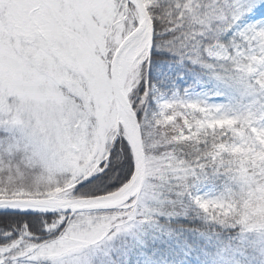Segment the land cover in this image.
Wrapping results in <instances>:
<instances>
[{
    "label": "snow or ice",
    "instance_id": "obj_1",
    "mask_svg": "<svg viewBox=\"0 0 264 264\" xmlns=\"http://www.w3.org/2000/svg\"><path fill=\"white\" fill-rule=\"evenodd\" d=\"M0 264H264V0H0Z\"/></svg>",
    "mask_w": 264,
    "mask_h": 264
}]
</instances>
